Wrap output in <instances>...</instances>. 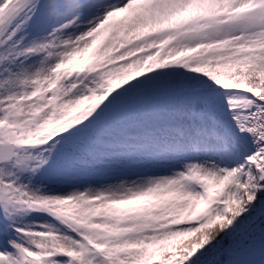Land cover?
Listing matches in <instances>:
<instances>
[{
  "label": "snow or ice",
  "instance_id": "1",
  "mask_svg": "<svg viewBox=\"0 0 264 264\" xmlns=\"http://www.w3.org/2000/svg\"><path fill=\"white\" fill-rule=\"evenodd\" d=\"M0 264H264V0H0Z\"/></svg>",
  "mask_w": 264,
  "mask_h": 264
}]
</instances>
